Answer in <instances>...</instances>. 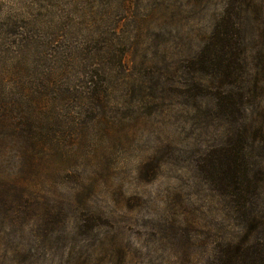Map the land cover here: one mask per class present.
<instances>
[{
	"label": "rangeland",
	"instance_id": "374dc122",
	"mask_svg": "<svg viewBox=\"0 0 264 264\" xmlns=\"http://www.w3.org/2000/svg\"><path fill=\"white\" fill-rule=\"evenodd\" d=\"M263 251L264 0H0V264Z\"/></svg>",
	"mask_w": 264,
	"mask_h": 264
},
{
	"label": "trees",
	"instance_id": "16d2710c",
	"mask_svg": "<svg viewBox=\"0 0 264 264\" xmlns=\"http://www.w3.org/2000/svg\"><path fill=\"white\" fill-rule=\"evenodd\" d=\"M224 67H226V70H227V72H229V67H228V65L226 64V65H224ZM206 68V67H205ZM236 69V68H235ZM234 69V70H235ZM225 74H226V72H224ZM227 81V80H226ZM228 82H232V78L231 77H229V79H228V81L226 82V83H228ZM225 98H226V100H230L231 99V96L230 95H228V96H225ZM224 111L225 112H228L227 111V106L225 105L224 106ZM230 152V153H229ZM232 153V155L230 156V154ZM221 154H222V152H221ZM227 155H229L230 156V160L229 161H227V158H223V157H221V155H219L220 156V158L219 159H221V161H224V162H231V165H229L228 166V170H227V173L230 175V177L233 179V180H235L236 182L238 181V180H241V177H242V179L244 178V176L243 175H241V172H239L238 171V169L236 168V167H234V166H232V162L236 159V158H239L240 156H241V154H240V152L238 151V150H236L235 152H233L232 151V149L231 150H229V151H227V154H226V156ZM229 156H227V157H229ZM225 159V160H224ZM220 172H222V170L220 171ZM263 253H264V251H263ZM264 263V258H263V262H261V264H263Z\"/></svg>",
	"mask_w": 264,
	"mask_h": 264
}]
</instances>
